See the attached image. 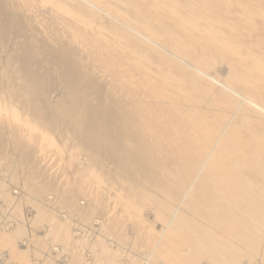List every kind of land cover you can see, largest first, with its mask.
<instances>
[{
    "label": "bare ground",
    "instance_id": "bare-ground-1",
    "mask_svg": "<svg viewBox=\"0 0 264 264\" xmlns=\"http://www.w3.org/2000/svg\"><path fill=\"white\" fill-rule=\"evenodd\" d=\"M0 200L59 264H264V0H0Z\"/></svg>",
    "mask_w": 264,
    "mask_h": 264
},
{
    "label": "rangeland",
    "instance_id": "rangeland-1",
    "mask_svg": "<svg viewBox=\"0 0 264 264\" xmlns=\"http://www.w3.org/2000/svg\"><path fill=\"white\" fill-rule=\"evenodd\" d=\"M48 152H52V151H49L48 150ZM53 153V152H52ZM60 156V158L62 157H64L65 156V154L64 153H61V154H59ZM56 156V155H55ZM56 158H58V157H56ZM60 162H51V165H52V167H51V171H54L55 169H58V168H60ZM74 168V166L73 167H71V169H69V172L71 173L72 172V169ZM69 172H66L65 174H61V177L59 178L58 177V180L61 182L60 184H62L63 183V181L64 180H66V179H68L69 178ZM63 173V172H62ZM58 176H60V174H58ZM4 180H6V178L4 179ZM59 181H57V182H59ZM6 183V182H5ZM19 192V190L18 189H16V188H12V190H11V193L13 194V195H15V193H18ZM83 201H81V203H82ZM2 210V211H1ZM8 210V211H7ZM5 211V212H4ZM24 212V213H23ZM23 214H25V215H27V214H29L30 213V210H29V207L27 208V207H23ZM6 213V214H5ZM10 208H9V206H6V205H3V203L1 202V200H0V235H1V237L2 238H5L6 240L5 241H2L1 243H0V264H50L49 263V261L46 259V254H49V255H54L53 253H52V250H51V248H54V249H58L59 248V246H58V244H56V243H51L52 245V247L50 246V245H48L47 247H45L46 249H43L42 251H40L39 252V250H35V248H33L32 246H29L27 243L28 242H26L25 244L24 243H21L22 241H20L19 242V240H22V239H16V240H14V239H12L11 238V235L9 236V231H10V229L9 228H5V227H2V225L3 224H7L8 226L9 225H11L12 223H14L15 222V220L14 219H10L12 216L10 215ZM10 216H9V215ZM8 216H9V218H8ZM10 220V221H9ZM76 220V221H75ZM72 219V221H71V226H73L74 228H75V232H74V234L75 235H79L80 234V231H81V229H83L82 228V226L80 225V223L81 222H79V221H77V219ZM75 221V222H74ZM2 224V225H1ZM79 224V225H78ZM29 226L30 225H28L27 227H26V231H28V232H30V230H31V228H29ZM79 226H81V227H79ZM32 227V226H31ZM72 227V228H73ZM80 230H79V229ZM4 230H6V231H4ZM78 232H77V231ZM5 233V234H4ZM33 232H32V230H31V233H30V235L32 234ZM34 235V234H33ZM27 240L28 238H25L24 237V240ZM19 242V243H18ZM24 242V241H23ZM20 244H22L23 246H19ZM54 244V245H53ZM16 248V247H18V248H16V250H17V254L19 255H17L18 256V258L21 256V254H20V252H22V254H23V256H24V258L25 259H18V258H13V259H15V260H12V258H10L9 256H8V254H10L9 252H10V250L12 249V248ZM49 247V248H48ZM30 251V252H29ZM46 253H45V252ZM76 251H79L78 249H76ZM80 251L82 252V253H86V251L85 252H83L84 251V249L83 250H81L80 249ZM36 252V253H35ZM51 252V253H50ZM51 256V258H54L53 260H57V261H55V262H53V260H52V264H59V263H57V262H60L61 260V256L62 255H57L56 257H55V255H54V257H52ZM42 257V258H41ZM60 259H59V258ZM9 258L11 259V260H9ZM21 258V257H20ZM36 258V259H35ZM11 261V262H10ZM61 264V263H60Z\"/></svg>",
    "mask_w": 264,
    "mask_h": 264
}]
</instances>
